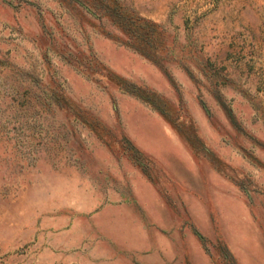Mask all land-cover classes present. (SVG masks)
<instances>
[{
    "label": "rangeland",
    "instance_id": "1",
    "mask_svg": "<svg viewBox=\"0 0 264 264\" xmlns=\"http://www.w3.org/2000/svg\"><path fill=\"white\" fill-rule=\"evenodd\" d=\"M0 264H264V0H0Z\"/></svg>",
    "mask_w": 264,
    "mask_h": 264
},
{
    "label": "trees",
    "instance_id": "2",
    "mask_svg": "<svg viewBox=\"0 0 264 264\" xmlns=\"http://www.w3.org/2000/svg\"><path fill=\"white\" fill-rule=\"evenodd\" d=\"M111 16L116 19V21L121 24L124 30H126L129 35L133 36L134 41H137L136 45H140L139 50L146 56H150L149 51H151L150 46L152 45V34L151 32L154 31L153 26L150 22L145 21V27H141L139 25L136 26H127V18L124 16H120L115 11H111ZM130 18V17H129ZM138 47V46H137ZM138 49V48H137Z\"/></svg>",
    "mask_w": 264,
    "mask_h": 264
}]
</instances>
